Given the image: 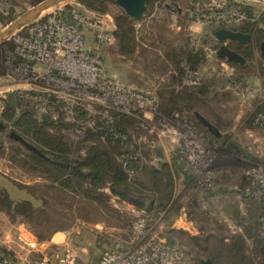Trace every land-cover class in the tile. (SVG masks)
<instances>
[{"label": "rangeland", "instance_id": "1", "mask_svg": "<svg viewBox=\"0 0 264 264\" xmlns=\"http://www.w3.org/2000/svg\"><path fill=\"white\" fill-rule=\"evenodd\" d=\"M196 1L158 0L152 8L146 9L141 16V20L135 24L138 47L129 56L112 52L109 44L99 45L98 49H94L93 43H88V49L95 51L101 57L107 74L116 77L134 89L149 91L154 95L162 91L168 94L172 88H175L170 81L176 73L173 71L174 66L164 56L162 48L164 45L155 38L156 29L152 21L157 20L160 24L164 23L166 27L165 34L172 39L180 30V26H177L178 20H184L183 38L174 42L177 48L185 44L187 38L184 40V37H187L189 33L203 35L204 47L200 51L204 53L205 59L199 66L198 71L201 78L204 79L203 81L211 84L208 99L212 108L222 119L223 127L220 130L221 137H214V139L198 132L196 129L195 131L205 137L206 151L213 157L214 183L212 188L208 189L209 191L199 187L193 178L190 180L192 181L190 184L184 183L182 175L186 171H184L182 165V168L175 172L172 198L183 206V210H179L181 213H177V215L170 211H166L164 215L163 212L161 214L163 220H169L170 218L167 219L166 216L169 215L172 219H177L178 216L184 213V217L191 221L196 229L190 228L193 231L192 234L188 230H184L179 224L177 228L168 227L165 229L159 226L153 227V230L158 228L157 231L160 235L163 232L170 233L173 238L172 242L181 245L186 251L190 264H201V261L205 259H210L212 264H231L223 251L225 244L231 242V237L242 235L245 238L246 252H249L253 244L252 239L248 237L245 231V226L249 223L243 219L246 210L242 190L246 185L247 172L258 168L264 171V127L256 122V118L251 121L256 109H264V91L262 89L261 94H258V92L257 94L255 92L250 94L246 90L236 89L233 87V82L229 80L231 76H228V74L225 76L214 73L211 75L213 79H206L207 73L213 69H219L224 59L222 60L211 54L219 45L214 38L216 26L199 24L191 21L189 17ZM232 1H238L247 11L255 15V20H258L259 23V30H262L263 34L264 0ZM39 2L37 0H10V8H7L6 4L0 3V32ZM68 8L92 11L80 4L78 0H68L55 5L49 11L42 12L34 20ZM10 9H13L12 13L9 12ZM176 11H179V14ZM187 13L188 16H186ZM190 25H197L199 31H196L195 27L190 28ZM19 31L21 33L23 29L17 32ZM14 34L0 43V189L6 190L14 200L30 199L34 205H37L39 200L34 197L44 198L47 196L45 187L38 186L41 184L46 185V181L42 176L40 177L37 170L33 169L36 165L31 164L32 160L29 156V151L32 150L12 138L10 133L15 132L21 135L28 143L38 150L46 151L49 156L56 153L42 147L34 139L31 132L26 133L21 128L20 122L22 121L23 111H28L35 116L40 115V112H37L35 99L29 92L32 91L31 89L34 86L28 84L23 77L12 74L15 65L13 63L16 59ZM244 64L245 71L235 69L237 75L244 74L243 80H241L242 83H246L251 89L254 87L260 89L261 82L264 81V57L260 55L259 45L254 48L252 60L249 59ZM8 93H12L18 101L19 105L17 107H13L8 102ZM181 118V115H179L177 119ZM166 121L171 124L176 121V118L165 115H163V118H154L155 128L152 132L140 134V136L133 135L132 139L136 147L140 144L148 145V149L151 150L166 147L169 140L175 139L170 132L163 131L159 127V123H166ZM46 129L51 133L55 131L54 129ZM60 132L63 133L69 146V158H76L84 151L83 146L88 145L82 143L83 136L76 133L72 128L65 127ZM230 142L235 143V147L230 148L228 146ZM163 159L166 158L163 157ZM20 160L24 164H19ZM151 162L156 166L159 164L153 158ZM177 165L179 166L178 163ZM137 179L143 181L140 173ZM26 185L32 187L35 192L33 197L23 188ZM108 185V183H105L101 188H94L85 182L83 183V190L94 191L95 194L105 198L110 205L119 209L124 219L131 225L143 212L137 210L140 207L131 203L132 201L122 193L135 197V202L141 205L149 203L147 193L145 191H143L144 194H141L142 192H127L122 188H118L121 190L120 194L119 192L113 193ZM58 205L66 211L70 204L68 201H62ZM88 216V221L83 218L76 219L73 226L64 231V235L59 238L61 243L59 245L70 249L80 262L93 264L98 261L104 250L112 249L117 243L127 240L130 225L115 227L103 221L93 222L94 211H91ZM146 216L153 220L159 217H154L152 214H146ZM20 221V217H16L14 221H11L7 213L0 210V228L3 231L11 232V235L17 236L13 232L15 229L17 234L21 233L22 237H29L28 233L23 230L27 229L31 233L32 231L25 223ZM10 223H19L25 226H18L17 224L16 227H11ZM258 228L259 225H257ZM50 240L51 243L56 242L52 237L47 241ZM57 241L59 242V240ZM39 256L40 254L36 253L32 258L35 259ZM257 261L254 264H257Z\"/></svg>", "mask_w": 264, "mask_h": 264}, {"label": "built area", "instance_id": "2", "mask_svg": "<svg viewBox=\"0 0 264 264\" xmlns=\"http://www.w3.org/2000/svg\"><path fill=\"white\" fill-rule=\"evenodd\" d=\"M0 3L10 8V0H0ZM67 16L48 14L13 35L17 61L13 63L12 74L34 86L29 92L35 99L37 112L66 123L81 136L86 130L95 131L103 125H111L113 109L137 112L143 119L140 126L152 132L154 118H163L158 111L156 95L134 89L107 74L101 57L88 49V43L98 49L99 45L112 42L110 15L72 8ZM189 17L199 24L231 29L255 20L253 13L232 0H197ZM187 37L188 47L193 51L204 47L203 35L189 33ZM220 65L219 69L209 71L208 76L214 73L230 76L232 67L226 61ZM201 79L199 72L184 66L183 84H199ZM233 84L234 88L250 94L258 92L257 88L251 89L242 81ZM178 116L171 115L176 118L174 123L166 121L158 125L175 137V155L184 171L199 187L210 190L214 183L213 157L206 151L205 137L198 134L188 120L177 119ZM256 122L264 127V115H259ZM123 164L127 166L126 162ZM126 171L129 179H134L136 172L130 167ZM246 174V185L242 190L244 200L253 197L264 202V171L258 168ZM258 225V234L264 238V213L258 218ZM23 231L29 237L17 233L13 236L0 228V264H86L80 262L70 249L59 245L60 242L38 241L29 230ZM36 253L40 256L32 258ZM93 264L190 263L182 246L169 244L153 233L143 212L128 227L127 240L104 250Z\"/></svg>", "mask_w": 264, "mask_h": 264}, {"label": "trees", "instance_id": "3", "mask_svg": "<svg viewBox=\"0 0 264 264\" xmlns=\"http://www.w3.org/2000/svg\"><path fill=\"white\" fill-rule=\"evenodd\" d=\"M157 1L147 0L142 14L146 9L152 8ZM78 2L94 12L110 14L115 26L112 31L113 40L109 44L112 52L129 56L135 51L137 47L135 24L141 20V17L134 18L128 15L114 0H78ZM70 10L71 8H68L56 14L67 16ZM12 11L13 9L10 13ZM176 13L179 14V11ZM152 22L156 29L155 38L164 45L162 47L164 56L174 66L173 71L176 73L170 81L175 88H172L168 94L162 91L156 95L158 111L165 116L181 115L198 132L206 134L210 138L221 137V135L211 134L195 116V112H198L219 131L223 127L222 119L212 108L208 99L210 82L207 83L202 79L199 84L185 85L182 83L184 66L193 72H199V66L205 59L204 53L190 49L188 37H184V40L187 38V41L182 47L177 48L174 45L175 40L178 41L183 38L184 20H178L177 26H180V30L172 39L166 36L164 23L160 24L157 20ZM258 26V20H254L232 27L234 30L251 35V41L247 44H238L233 41L227 43V46L239 53L245 61L252 60L254 48L264 40V33L262 34L263 31L259 30ZM218 28L215 27L214 31ZM15 58L17 61L16 54ZM227 64L233 69L229 80L233 83L243 80L244 74L237 75L235 69L245 71V64L243 66L233 62H227ZM206 79L213 78L207 76ZM261 86L264 91V81L261 82ZM111 115L113 118L111 125H103L95 131L86 130L82 143L88 145L83 146L84 151L76 158H69V146L63 133L60 132L62 128L68 127V125L52 119L46 114L35 116L28 111H23L20 122L22 130L26 133L31 132L34 139L42 147L56 153L49 156L44 150H39L40 154L29 151L31 164L36 165L33 169L37 170L40 177L42 176L46 181V185L38 186L45 187L47 196L44 198L34 197L39 200V204L34 205L30 199L14 200L6 190L0 189V210L6 212L11 221L20 217V222L25 223L30 228L38 241H47L56 232L68 230L78 218L88 221V215L91 211H94L95 214L94 219H92L93 222L103 221L115 227L129 226L130 224L124 219L119 209L110 205L105 198L95 194L94 191L83 190V183L87 182L94 188H101L105 183H108L110 191L119 192V194L121 190L118 188L133 193L142 192L141 194H144L143 191H145L150 200L149 203L142 205L135 201L131 203L144 209L148 214L154 215V217H158L159 213H166V211L177 215L181 204L172 198L174 183L172 166L167 162L158 164V166L154 165L150 157L152 150L148 149V145L140 144L136 147L133 142V135L140 136V134L147 133L140 126V123L143 122L142 115L137 112L127 113L115 109L111 110ZM259 115H264L263 108L255 110L251 121H254ZM46 128L55 131L51 133ZM228 146L233 148L235 143L230 142ZM156 154L161 156L160 152H156ZM124 162L127 163L125 167ZM19 164L24 163L20 160ZM127 167L136 172L134 179H129ZM139 173L143 177V181L137 179ZM23 188L33 197L35 192L32 187L26 185ZM121 196L123 197L122 194ZM62 201H68L70 204L66 211L58 205ZM244 203L246 213L243 219L249 223L245 226V231L248 237L252 239L253 244L249 252H246L245 238L242 235L233 236L230 239L231 242L224 246V255L231 264H254L256 260H258L257 264H264V238L259 236L257 229L258 218L264 213V202L250 197L245 199Z\"/></svg>", "mask_w": 264, "mask_h": 264}, {"label": "water", "instance_id": "4", "mask_svg": "<svg viewBox=\"0 0 264 264\" xmlns=\"http://www.w3.org/2000/svg\"><path fill=\"white\" fill-rule=\"evenodd\" d=\"M66 1L68 0H42L41 2L33 6L31 9H29L20 18L15 20L10 26L0 32V43H2L10 35L16 33L18 30L22 29L23 27L34 21V18L40 15V13L44 9ZM114 2L119 7H121L128 15L134 18H140L142 12L145 9L147 0H114ZM214 38L219 43V45L217 49L212 51L211 54L215 55L217 58L224 59L227 62L236 63L240 66L244 64L245 59L239 53L230 49L227 46V42L234 41L239 44H247L251 41V35L249 33H244L242 31L234 30L231 28L221 27L214 31ZM259 51L260 55L264 57V40L259 43ZM7 100L13 107H17L19 105L18 101L14 98L12 93L7 94ZM195 116L198 121L204 127H206L211 134L215 136L220 135V131L201 114L195 112ZM10 136L15 140H18L19 142L23 143L28 149L40 154V151L36 149L33 145L28 143L21 135L15 132H11ZM122 194L126 195V197H128L131 201H136L135 197L129 196L125 193ZM201 264H212V261L210 259H205L201 261Z\"/></svg>", "mask_w": 264, "mask_h": 264}, {"label": "crops", "instance_id": "5", "mask_svg": "<svg viewBox=\"0 0 264 264\" xmlns=\"http://www.w3.org/2000/svg\"><path fill=\"white\" fill-rule=\"evenodd\" d=\"M110 23H109V27H110V29L113 31V29H114V23H113V20H112V18L110 17ZM197 26V25H196ZM195 25H190L189 27L190 28H193V27H195L196 28V31H199L197 28H198V26L196 27ZM229 42V41H228ZM227 42V43H228ZM234 42V41H233ZM237 43V42H236ZM239 44V43H238ZM138 47V46H137ZM222 61V60H221ZM257 89H259V88H257ZM261 91H262V86L260 87V89H259V91H258V94H261ZM172 137V136H171ZM176 140L174 139V138H172L171 140H169V143L166 145V147H161V149L160 148H158V149H155V150H152V152L150 153V157H152L153 159H156L158 162H159V164H162V163H164V162H167L169 165H171L172 166V171H173V175H174V178H175V172H178L179 170H180V168H182V164L177 160V158H176V155H175V152H176ZM156 152H160L161 153V156H157V154H156ZM168 156H170V158H168ZM163 157H165L166 159H163ZM177 163L179 164V166L177 165ZM183 176V178H182V180H183V182L184 183H186V184H190L192 181H190L191 179H192V177L189 175V174H187V173H185V174H183L182 175ZM134 209H136V208H134ZM183 210V206H181V208H180V210ZM137 210H139V211H143V212H145L146 214H148L144 209H142V208H138ZM179 213H181V212H179ZM161 213H159V217L157 218V219H149L148 220V218H147V221H148V224H152V227H164L165 229L166 228H174V227H178L179 226V224H181L180 226H182V228L184 229V230H188L189 232H193V231H191V229L190 228H192V229H196L195 228V226L192 224V222L191 221H188L187 219H186V217H184V213H182V215H180V216H178V218L176 219V218H174V219H172L171 217H169V215L168 216H166V218L168 219V218H170L169 220H163V216H162V214L160 215ZM149 215V214H148ZM163 215H164V213H163ZM179 215V214H178ZM18 224V226L19 225H24V224H19V223H10V226L11 227H16L15 225H17ZM154 225H156V226H154ZM25 226V225H24ZM156 230V231H155ZM155 230H153V233H155V235H157V236H159V237H162V238H164V239H166L167 240V242L169 243V244H172V245H178L176 242H172V240H173V238H172V236H171V234L170 233H167V232H163L161 235L159 234V231H157L158 230V228H156ZM155 231V232H154ZM194 232H196V231H194ZM14 233H17L16 231H14ZM193 234V233H192ZM19 235H21V233L19 234ZM62 235H64V233L63 232H56L53 236H52V239L54 240V241H56V242H58L57 240H59V242H60V239L59 238H61L62 237ZM62 240V239H61ZM47 243H51V240L50 241H46ZM179 246H181V245H179Z\"/></svg>", "mask_w": 264, "mask_h": 264}, {"label": "bare ground", "instance_id": "6", "mask_svg": "<svg viewBox=\"0 0 264 264\" xmlns=\"http://www.w3.org/2000/svg\"><path fill=\"white\" fill-rule=\"evenodd\" d=\"M52 8H54V6H52V7H48V8H46V9H44L42 12H44V11H49V10L52 9ZM42 12H41V13H42ZM41 13H40V14H41Z\"/></svg>", "mask_w": 264, "mask_h": 264}]
</instances>
